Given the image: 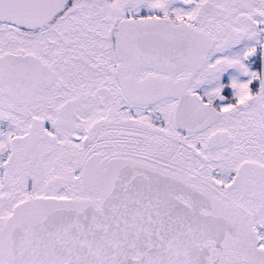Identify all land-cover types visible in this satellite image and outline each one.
Returning a JSON list of instances; mask_svg holds the SVG:
<instances>
[{"label":"snow or ice","instance_id":"snow-or-ice-1","mask_svg":"<svg viewBox=\"0 0 264 264\" xmlns=\"http://www.w3.org/2000/svg\"><path fill=\"white\" fill-rule=\"evenodd\" d=\"M0 264H264V0H0Z\"/></svg>","mask_w":264,"mask_h":264}]
</instances>
